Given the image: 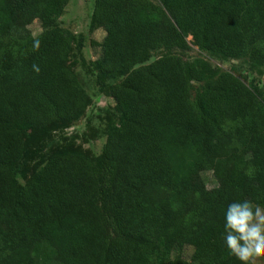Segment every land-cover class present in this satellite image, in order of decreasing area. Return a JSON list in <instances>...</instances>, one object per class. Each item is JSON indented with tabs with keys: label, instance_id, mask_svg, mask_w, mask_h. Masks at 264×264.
Here are the masks:
<instances>
[{
	"label": "trees",
	"instance_id": "16d2710c",
	"mask_svg": "<svg viewBox=\"0 0 264 264\" xmlns=\"http://www.w3.org/2000/svg\"><path fill=\"white\" fill-rule=\"evenodd\" d=\"M68 2L0 0V264H239L223 212L264 206V0H94L95 68L118 123L99 155L62 146L18 187L16 125L74 122L90 102L67 66L76 36L57 26ZM191 45L247 56L257 83L185 60Z\"/></svg>",
	"mask_w": 264,
	"mask_h": 264
},
{
	"label": "rangeland",
	"instance_id": "374dc122",
	"mask_svg": "<svg viewBox=\"0 0 264 264\" xmlns=\"http://www.w3.org/2000/svg\"><path fill=\"white\" fill-rule=\"evenodd\" d=\"M93 4L94 0H69L57 21V26L68 29L76 36V43L67 66L74 71L87 93L90 100L89 105L84 115L74 122H54L43 130H32L22 123L16 125L26 149L17 178L18 187L25 185L46 157L62 146L81 148L91 157L99 155L105 142L106 132L118 123L115 104L108 96V88L112 82L104 80L95 68L99 53L97 45L102 41L104 32L101 29L94 31L90 29ZM28 30L31 36H37L41 32L40 23L34 20L28 26ZM187 40L191 42L190 37ZM159 54L160 52H154L147 63L152 62ZM183 56L188 61L201 57L214 70L230 72L244 88L257 83L258 77L255 73L257 69L253 67L247 56L221 62L202 54L192 45L191 50ZM259 79L263 81L264 74ZM193 86V93L200 88V84ZM204 178L208 190L219 192V186L212 172H206ZM252 261L253 264H264V254L253 257Z\"/></svg>",
	"mask_w": 264,
	"mask_h": 264
},
{
	"label": "clouds",
	"instance_id": "9594fccd",
	"mask_svg": "<svg viewBox=\"0 0 264 264\" xmlns=\"http://www.w3.org/2000/svg\"><path fill=\"white\" fill-rule=\"evenodd\" d=\"M223 241L239 264H253V257L264 254V206L247 199L229 202L223 212Z\"/></svg>",
	"mask_w": 264,
	"mask_h": 264
}]
</instances>
